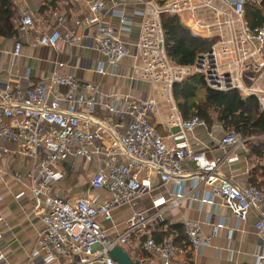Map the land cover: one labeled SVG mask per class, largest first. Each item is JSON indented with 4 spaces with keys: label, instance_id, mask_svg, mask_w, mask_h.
Returning <instances> with one entry per match:
<instances>
[{
    "label": "built area",
    "instance_id": "2783aa9c",
    "mask_svg": "<svg viewBox=\"0 0 264 264\" xmlns=\"http://www.w3.org/2000/svg\"><path fill=\"white\" fill-rule=\"evenodd\" d=\"M247 5L259 8L260 0H62L48 12L50 30L32 39L28 36L34 29L33 14L20 9L12 56H18L22 42L28 41L53 48L64 42L101 57L94 67L82 68L84 80L64 72L66 63H57L46 79L26 75L23 81L0 83V155L9 152L3 144L10 143L17 154L32 159L27 189L31 212L42 225L32 254L42 264H117L110 251L127 248L132 239L142 240L147 255L140 264L190 260L211 241L203 236L200 223H183L184 246L175 244L174 235L156 241L152 234L161 214L186 198V182L190 194L205 189L201 204L213 205L220 199L238 221L249 211L257 213L254 264H264V186L239 188L220 169L224 161L234 160L230 154L245 139L226 132L220 141L221 159L194 153L188 134L207 125L197 117L184 120L173 98L176 84L198 75L210 89L256 98L264 116V20L252 25ZM165 15L178 17L193 36L212 42L192 66H178L168 58L161 26ZM107 17L117 24L106 23ZM135 25L138 32L133 36ZM128 59L122 74L120 67ZM93 76L143 82L148 89L138 98L118 95L110 86L94 82ZM260 138L264 140V134ZM78 160L98 165L85 195L70 199L55 195L53 186L74 170ZM186 160L193 170L185 169ZM154 178L163 186L173 183L177 190L169 198L152 199L150 213L135 210L125 219L123 230L110 235L117 227L114 213L150 195ZM24 197L20 192L15 198ZM220 228L222 220L213 225L214 232ZM0 264H5L1 253Z\"/></svg>",
    "mask_w": 264,
    "mask_h": 264
},
{
    "label": "crops",
    "instance_id": "0c3cea01",
    "mask_svg": "<svg viewBox=\"0 0 264 264\" xmlns=\"http://www.w3.org/2000/svg\"><path fill=\"white\" fill-rule=\"evenodd\" d=\"M13 3L18 16L20 9L33 14L34 29L28 36V39H32L50 30L52 23L48 12L52 8H57L60 2L57 0L55 4V0H14ZM41 6L43 11L37 12ZM72 9L73 6L67 9L68 24L72 20L70 14ZM104 21L112 25L117 24L114 18L107 17ZM262 21L260 20L259 24ZM134 22L138 24L137 19H134ZM133 29L132 35L135 36L138 32L136 25ZM15 39L17 38L0 40V83L3 85L23 81L26 75L36 81L46 79L52 74L57 63H66L64 72L79 80H84L86 75L82 68L86 65L94 67L101 59L95 51H88L79 46L71 47L64 42H59L53 48L23 41L20 54L12 56ZM130 62L128 59L122 63L120 73L127 72ZM92 80L103 87L110 86L112 91L118 95H129L134 98L144 95L148 89L147 84L143 82L132 83L124 78L93 76ZM64 92L65 89L60 91V93ZM157 131L163 136L166 135L161 126L157 127ZM224 134L225 131L217 123L211 127H197L188 134L191 150L194 153H204L208 159H221L224 151L220 141ZM245 141L250 144L247 145L245 142L241 147L232 151L230 158L234 160L224 161L220 169L237 187L253 185L260 189L264 186V140L259 136ZM3 147L9 152L6 155H0V253L3 255L5 264H42V260L35 258L32 254L37 232L42 228L40 220L31 212L32 199L27 189L28 172L32 167V159L17 154L16 146L13 144L5 143ZM184 167L187 171L193 170L191 161L186 160ZM97 168V164L86 165L82 160H78L74 170L68 171L65 178L53 186L52 192L64 199L84 196L88 182ZM87 169L90 173L86 174V181L80 182L77 186L76 182L80 173L83 171L85 173ZM153 186L155 190L143 197L138 204L122 207L114 213L117 227L116 231H109L110 235L121 232L125 219L130 217L135 210L150 213L153 211L152 199L158 196L169 198V193H175L177 190L173 183L163 186L157 178L153 179ZM183 190L186 198L176 207L167 209L161 214V221L152 231L155 240L163 237L164 232L169 231L170 227L183 226L185 221L191 220L200 223L203 236L211 237V241L190 260L183 262L182 259L177 258L172 264H254L256 247L259 245L254 229L258 219L257 213L249 211L244 219L238 221L220 199H214L213 205L201 204L199 199L203 196L205 189L200 188L196 195L190 194L189 182H186ZM20 192H24L25 197L16 200L15 197ZM221 220L223 228L214 232L213 225ZM141 242L142 240L132 239L127 248H124L129 256H132L130 257L133 261H140L147 257L142 251ZM262 253L264 255V246Z\"/></svg>",
    "mask_w": 264,
    "mask_h": 264
},
{
    "label": "trees",
    "instance_id": "16d2710c",
    "mask_svg": "<svg viewBox=\"0 0 264 264\" xmlns=\"http://www.w3.org/2000/svg\"><path fill=\"white\" fill-rule=\"evenodd\" d=\"M61 1L58 0V2ZM13 2L14 0H0V40L17 37L18 17ZM56 3L57 0H55ZM261 10H264V0H260L259 8L253 5L246 6L247 17L252 25L259 24L260 20H264ZM39 11H43L42 6ZM161 26L166 54L178 66H192L196 57L207 52L212 44V42L193 36L176 16H162ZM173 98L184 120L197 117L203 120L207 127L217 123L225 133L233 131L245 140L264 134V116L259 112L256 98L242 97L234 90L216 91L210 89L201 76L193 75L176 84L173 87ZM246 143L250 144V142ZM170 234L175 236L176 245L184 246L182 226L170 227L169 231L164 232V236ZM162 238L160 237L159 240ZM159 240L156 239V241Z\"/></svg>",
    "mask_w": 264,
    "mask_h": 264
},
{
    "label": "water",
    "instance_id": "95a60500",
    "mask_svg": "<svg viewBox=\"0 0 264 264\" xmlns=\"http://www.w3.org/2000/svg\"><path fill=\"white\" fill-rule=\"evenodd\" d=\"M173 132H178V129H174ZM110 255L117 264H140L139 261H133L129 254L120 246L114 247L110 251Z\"/></svg>",
    "mask_w": 264,
    "mask_h": 264
},
{
    "label": "rangeland",
    "instance_id": "374dc122",
    "mask_svg": "<svg viewBox=\"0 0 264 264\" xmlns=\"http://www.w3.org/2000/svg\"><path fill=\"white\" fill-rule=\"evenodd\" d=\"M261 13H262V18H263V17H264V10H261ZM17 17H19L18 14H17ZM87 173H90L89 169H87V171H86L85 173H84V171L80 173V177L78 178V180H77V182H76V185H77V186L79 185L80 182L86 181L85 176H86ZM82 174H83V175H82ZM130 256H131V255H130ZM131 257H132V256H131Z\"/></svg>",
    "mask_w": 264,
    "mask_h": 264
}]
</instances>
